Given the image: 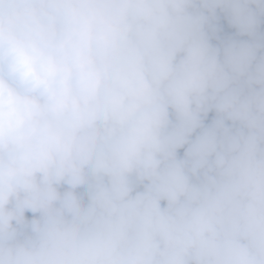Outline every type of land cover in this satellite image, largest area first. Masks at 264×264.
<instances>
[{
    "label": "clouds",
    "instance_id": "obj_1",
    "mask_svg": "<svg viewBox=\"0 0 264 264\" xmlns=\"http://www.w3.org/2000/svg\"><path fill=\"white\" fill-rule=\"evenodd\" d=\"M0 264H264V0H0Z\"/></svg>",
    "mask_w": 264,
    "mask_h": 264
}]
</instances>
